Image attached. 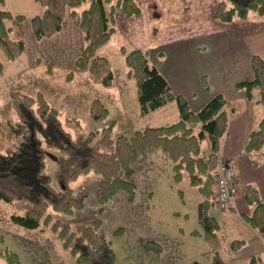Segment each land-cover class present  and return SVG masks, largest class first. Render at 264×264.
Returning <instances> with one entry per match:
<instances>
[{"label": "rangeland", "instance_id": "rangeland-1", "mask_svg": "<svg viewBox=\"0 0 264 264\" xmlns=\"http://www.w3.org/2000/svg\"><path fill=\"white\" fill-rule=\"evenodd\" d=\"M5 1V6L12 12L25 15L22 20L15 17L6 20V24L11 28L9 35L22 39L25 47L24 51L12 60L7 59L0 48L1 152L13 151L26 133L25 127L16 129L18 118L11 102V92L14 90L30 95L40 92L57 108L63 127L71 134L73 140H83L89 132L107 125L112 126L111 136L115 137L118 134L131 135L137 129L162 125L179 117L175 100L140 114L136 84L127 76V67L120 47L127 50L139 48L147 53L149 62L152 63L151 57H156L161 47H147L157 41L160 30L162 33L169 24L192 19L193 9L184 7L181 12V9L169 7L168 1L165 0H157L158 7L154 2L138 0L140 14L137 16H125L117 8L112 22L114 30L108 41L96 51L97 54L107 57L112 67L111 84L105 86L91 81L86 70L75 66V60L84 47L79 14L90 0H85L77 7H68L60 29L41 38L35 37L29 19L33 14L40 13L42 6L33 0ZM215 1L217 2L213 0ZM216 2L202 11L204 17L197 25L222 26L224 32L234 39L239 35L264 36L262 15L247 20L235 19L231 23L221 25L213 16ZM153 5L156 6L155 10L152 9ZM127 17H131V21L140 20L143 22L142 26L144 23L148 24L147 47L132 45L135 39L129 33L127 25L130 18ZM140 33L141 31L137 32L138 37L142 36ZM208 35L209 39L202 43L205 46L203 58L206 60L203 68L199 71L191 68L175 76L179 86L174 87L181 91L177 94L184 97L192 110L200 108L217 93L228 102L243 92L236 87V83L245 79V58L239 59L236 64H227L225 57L231 45L229 42H222L224 36L221 39L220 36L213 37L216 34L212 35L211 32ZM230 51L233 53V49ZM256 53L264 57V47L257 49ZM187 89L193 90V94H182ZM94 99L99 100L107 109V114L102 119H95L91 115L90 104ZM40 141L45 151L52 152L58 159L63 154L62 150L48 147L42 136ZM203 145L206 147L205 143ZM156 149L148 148L140 153L143 157L142 165L131 177L135 185L132 200L128 199L125 191L118 190L105 203H99L96 190L101 176L89 171L79 174L69 182L72 196H84L82 208L74 210L71 215L53 211V217L68 222L71 227L82 221L98 219L99 231L109 240L116 254L117 264H193L194 261L199 264H211L210 251L203 236L192 232L199 229L197 204L201 196L197 188L189 183L186 173H183L178 182L171 180L172 162L160 148L157 149L159 151ZM58 166V160L46 156V172L57 189L59 185L55 172ZM235 176L238 181L236 174ZM238 194L239 187L237 196ZM235 201L229 208L235 206ZM12 210L10 205L0 200V248L7 247L16 252L20 264H75L74 257L63 247L52 229L47 226L43 229H27L15 224L10 220ZM209 212L216 213L212 207ZM148 242H155L161 250L156 252L147 249L145 245Z\"/></svg>", "mask_w": 264, "mask_h": 264}, {"label": "trees", "instance_id": "trees-1", "mask_svg": "<svg viewBox=\"0 0 264 264\" xmlns=\"http://www.w3.org/2000/svg\"><path fill=\"white\" fill-rule=\"evenodd\" d=\"M42 6L40 13L30 17L35 37L48 36L61 27L68 7L80 6L85 0H33ZM0 0V48L9 60L24 51L22 39L9 35L11 28L6 20L24 19L22 13H14ZM158 7V5L156 4ZM156 6L152 9L155 10ZM125 16L140 13L138 0H90L79 14V27L84 34V47L75 60V66L88 72L91 81L105 86L111 84L112 67L107 57L96 53L106 43L114 30L112 25L116 9ZM251 12L264 15V0H217L213 16L221 23L235 19L245 20ZM127 67V76L136 84L140 114L175 100L179 117L171 122L146 126L131 135L111 136V125L95 129L83 139L73 140L63 127L58 110L38 92L30 95L18 90L11 92L12 107L18 118V130L25 127L24 138L10 153L0 151V200L12 207L10 220L27 229H52L63 247L74 257L75 264H117L116 254L108 239L99 231L100 221H82L75 227L66 221L54 218L52 212L71 215L83 206L84 196L74 197L69 182L79 174L92 171L101 176L96 190L101 204L118 190L134 197L135 185L131 181L134 171L141 167L140 153L148 148H160L172 162L171 180L178 182L186 173L189 183L197 188L201 199L197 204L199 229L194 234L203 236L212 252L211 264H225L219 253L220 223L209 212L214 194L213 179L218 163L222 160V137L228 132V102L219 93L213 95L200 108H189L184 97L172 92L167 80L149 62L147 53L139 48L131 50L120 47ZM251 77L237 81L245 98H253L264 108V57L254 53L250 58ZM91 115L102 119L107 109L94 99L90 104ZM42 136L48 147L63 151L58 161L55 178L57 189L46 172V151L41 145ZM207 146V148L203 145ZM264 147V112L256 127L246 137L243 152H256ZM243 198L251 210L242 217L257 231H264V201L258 189L247 184ZM243 240L233 239L230 247L235 249ZM147 249L156 252L161 248L155 242L146 243ZM0 257L7 264H20L16 252L0 248ZM193 264H199L194 261Z\"/></svg>", "mask_w": 264, "mask_h": 264}, {"label": "crops", "instance_id": "crops-1", "mask_svg": "<svg viewBox=\"0 0 264 264\" xmlns=\"http://www.w3.org/2000/svg\"><path fill=\"white\" fill-rule=\"evenodd\" d=\"M146 1L154 2V4L157 3V0ZM165 1H168L169 7L176 10L181 9V12L182 9L184 10V7H190L193 9L192 11L194 14L191 15L192 19L169 24L164 28L162 33L160 30L157 41L152 42L153 45H149L150 47L146 46L149 44V34H147L149 28L147 23H144L142 26L143 22L140 20L131 21V17H127V19L130 18L127 26L129 27L130 35L135 39V42L133 41L132 44L134 47L146 46L148 49L161 47L160 53L158 55L156 54V57H151V62L165 77L174 93H181V91L175 88L179 86L175 79L177 73L186 72L191 68L195 71H199L203 68L206 60L203 58L205 46L202 45V43L209 39L208 36L210 35L208 34H210V32L212 35L216 34L213 37L220 36L222 39V36H224L222 42H229L228 44L231 45H229L230 48H228L227 56L225 57L224 55L227 59V64H236L239 59L245 58L246 75L244 78L248 79L251 77L250 58L252 54L256 53L257 49L261 50V48L264 47V36L258 34L248 36L239 35L234 39L224 32L222 26H210L209 24L197 25L199 20L204 17L202 16V11L209 8L213 0ZM215 2L212 4L214 5ZM139 14L140 13L136 14V16ZM258 15L259 14L255 12H251L247 19H250V17L253 19V17H258ZM261 17H264V15ZM221 25L224 24L221 23ZM140 31L142 36L138 37L137 32ZM230 49H233V53H231ZM183 84L184 83H182V85ZM192 91L191 89H187L186 92L182 94L188 96L193 94L191 93ZM256 97L257 91H254L253 98L250 100L245 98L242 92L240 95L236 96L235 99L230 98L233 100L228 101L226 105L229 112V125L228 132L222 137L221 157L237 175L239 194L236 197L235 206L232 208L219 209L213 204L211 206L215 209L216 213L213 215L218 218L221 226L219 232V253L225 264H264V231H257L242 217L243 212L251 210V206L246 204L243 198V190L247 184L254 185L264 201V147L256 152H243L248 132L256 127L264 112L263 106L256 101ZM163 153L166 156V153ZM166 157L169 158L168 156ZM233 239H241L243 242L239 247L232 249L229 244ZM0 264H7V262L4 258L0 257Z\"/></svg>", "mask_w": 264, "mask_h": 264}, {"label": "built area", "instance_id": "built-area-1", "mask_svg": "<svg viewBox=\"0 0 264 264\" xmlns=\"http://www.w3.org/2000/svg\"><path fill=\"white\" fill-rule=\"evenodd\" d=\"M213 186L212 204L219 209L231 207L238 193V181L233 170L223 160L218 163Z\"/></svg>", "mask_w": 264, "mask_h": 264}, {"label": "water", "instance_id": "water-1", "mask_svg": "<svg viewBox=\"0 0 264 264\" xmlns=\"http://www.w3.org/2000/svg\"><path fill=\"white\" fill-rule=\"evenodd\" d=\"M45 153H46V156H48L49 158H51L53 160H58V157L55 154H53L52 152L46 151Z\"/></svg>", "mask_w": 264, "mask_h": 264}]
</instances>
